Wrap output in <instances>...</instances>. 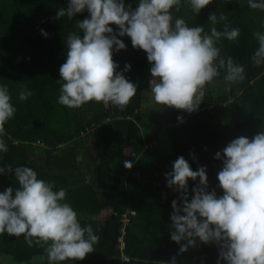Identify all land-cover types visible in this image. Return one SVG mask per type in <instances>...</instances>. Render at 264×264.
<instances>
[{
	"label": "trees",
	"instance_id": "1",
	"mask_svg": "<svg viewBox=\"0 0 264 264\" xmlns=\"http://www.w3.org/2000/svg\"><path fill=\"white\" fill-rule=\"evenodd\" d=\"M68 3L69 0H0V86H7L16 109L5 124L6 135L0 137L8 146L6 153H0V168L31 167L38 179L54 183L53 191L65 189L66 202L76 211L81 227L90 223L81 219L82 215H96L105 205L112 207L116 215L102 229L90 225L100 238L93 246L94 251L83 260L59 264H171L173 258L175 264H217L218 260L219 264H226L219 259L220 247L214 242L205 244L196 238L195 246L181 253L180 247L187 241L177 244L171 240L172 201L176 200L178 207L183 202L180 192L167 187L165 174L183 156L193 171L205 167L206 190H214L220 197L223 190L217 174L223 167V149L236 138L243 136L251 140L264 131V65L254 66L251 61L258 48L253 33L264 32V11L250 9L248 0H212L201 9L206 11L205 15L208 11L217 17L221 14L227 17L215 24L218 31H223L225 23L229 28L240 30L237 41L221 37L216 47L221 49V55L231 56L245 68V79L225 93L215 95L225 75L221 71L220 77L206 85L204 99L191 113L160 105L159 117L168 126L172 143L171 156L156 161L143 152L132 168L126 169L122 162L117 167L113 164L122 158L124 145L140 134V110L146 91L141 82V64L147 61V54L134 48L127 35H117L126 47L116 51L114 45L112 59L118 65L116 71L137 86L136 95L123 111L111 103L95 101L73 109L75 133L96 126L102 143L99 155L80 167L78 158L87 149L73 142L75 133L59 118L68 115V108L57 102L63 83L59 69L67 59L68 34L74 32L83 39L84 32L76 25L90 16L85 10L72 19L67 16L57 19V11L67 8ZM124 4L134 11L139 0H124ZM172 15L173 22L183 18L189 27L198 26L204 19L186 6V0H181L180 10H173ZM108 27L113 29V34H118L117 25ZM41 29L48 35H42ZM126 64L130 65L128 71H124ZM24 88L34 94L22 101L19 93ZM224 107L230 111L227 124L219 121ZM217 152L221 153L219 160L215 159ZM198 184L199 178L188 180L189 202L192 189ZM7 188L13 189V196L20 188L14 171L0 173V193ZM125 210L133 215L122 235L121 216ZM0 255H9L16 263H31L43 256L38 261L48 264L42 247H29L23 236L6 232L0 234Z\"/></svg>",
	"mask_w": 264,
	"mask_h": 264
},
{
	"label": "clouds",
	"instance_id": "2",
	"mask_svg": "<svg viewBox=\"0 0 264 264\" xmlns=\"http://www.w3.org/2000/svg\"><path fill=\"white\" fill-rule=\"evenodd\" d=\"M188 2L199 13L212 0ZM180 5L181 0H139L133 11L124 0H69L67 8L57 11V19H72L85 10L90 18L76 25L84 32L83 39L77 33L68 34L67 59L59 69L63 83L57 102L69 109L91 101L111 103L121 111L128 106L137 86L116 71L113 46L116 51L126 47L117 35H127L134 48L147 54L151 77L155 78L150 81L152 93L158 105L191 113L204 99L206 85L220 77L221 71L229 82L244 81L245 68L231 56L221 55L216 47L221 37L237 41L240 30L225 23L223 31L213 27L208 34L203 27H189L183 18L173 22L172 12H178ZM248 7L264 11V0H248ZM225 20L222 14L209 16L212 24ZM109 24L119 27L118 34H113ZM41 34L48 35L43 29ZM253 37L258 48L251 61L254 66L264 65V32L256 31ZM128 70L130 65L126 64L124 71ZM33 94L24 88L19 99L27 100ZM15 112L7 86H0V137L6 135L5 124ZM7 151L5 140L0 138V153ZM215 159H221L220 152ZM132 166L133 161H124L126 169ZM11 171L20 188L14 196L12 188L0 193V234L23 236L29 247H42L48 264L83 260L94 251L100 238L90 225L81 227L76 211L66 202L65 189L53 191L54 183L38 179L31 167L0 168V173ZM197 178L199 184L192 189L189 202L188 180ZM165 179L168 188L181 193L183 202L178 207L173 200L170 215L171 240L177 244L187 241L181 245V253L195 246L198 238L205 244H218L219 259L226 264H264V131L251 140L236 138L223 149V167L217 174L223 190L220 197L214 190H206L205 167L193 171L183 156L174 161ZM36 259L42 261L44 257ZM171 264H175V258Z\"/></svg>",
	"mask_w": 264,
	"mask_h": 264
},
{
	"label": "rangeland",
	"instance_id": "3",
	"mask_svg": "<svg viewBox=\"0 0 264 264\" xmlns=\"http://www.w3.org/2000/svg\"><path fill=\"white\" fill-rule=\"evenodd\" d=\"M129 4H134L129 1ZM186 6L191 8L190 3L186 0ZM205 10H200V16L203 19L201 23L198 25L204 28L205 33L210 34L211 28L215 27V24H212L209 21L210 12L207 11L205 15ZM219 24V23H218ZM216 28V27H215ZM145 61V60H144ZM151 64L148 61H145L141 64V77H142V86L145 91L143 104L141 107V116H142V124H140V134L138 137L130 142H127L122 149V158L118 160L113 166L122 162L124 164L125 160L136 161L141 157L143 152H147L151 159L156 161H164L168 159L172 154V143L170 136L168 134V126L163 123V121L159 117V106L154 101L152 87L153 85L150 83L152 79L150 73ZM235 82H229L224 79V77L219 81V85L215 90V95H220L225 93L229 88H231ZM73 109L68 108V115L65 117H60L61 121H64V124L67 123L69 129L75 133V127L73 125V117H72ZM230 117L229 108L224 107L222 110V114L219 117V121L222 124H227ZM98 127L92 126L87 129L86 132L77 134L75 133L74 143L82 146L84 149H87L85 153L79 156L78 164L79 166H83L87 163V160L90 158H94L98 156L100 153V149L102 147V143L97 135ZM87 137V138H86ZM78 142V143H77ZM40 155V149L37 150ZM116 215L113 212L111 206L105 205L96 215L84 214L80 218L85 219L87 222H90L89 225L94 226L95 228L102 229L104 227L105 222L112 216ZM133 215L129 210H125L121 216L123 227L121 229V234H125V228L129 222V218ZM119 247H123L122 238L119 239ZM121 260L126 262L125 257L121 256ZM0 264H40L38 260H35L31 263H16L9 255H0ZM69 264H75L74 262Z\"/></svg>",
	"mask_w": 264,
	"mask_h": 264
}]
</instances>
